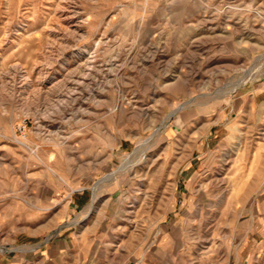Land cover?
Here are the masks:
<instances>
[{"label": "rangeland", "instance_id": "obj_1", "mask_svg": "<svg viewBox=\"0 0 264 264\" xmlns=\"http://www.w3.org/2000/svg\"><path fill=\"white\" fill-rule=\"evenodd\" d=\"M263 197L264 0H0V264H264Z\"/></svg>", "mask_w": 264, "mask_h": 264}, {"label": "crops", "instance_id": "obj_2", "mask_svg": "<svg viewBox=\"0 0 264 264\" xmlns=\"http://www.w3.org/2000/svg\"><path fill=\"white\" fill-rule=\"evenodd\" d=\"M262 155L260 154V156H258V157L262 158L263 157ZM87 189H88V186H79V187L72 186L71 190L73 192L69 194L70 196L68 197L67 203L63 204V206L58 208L57 212L53 213L54 214L53 221L54 222H60L65 217L70 216L69 215V214H71L70 212L73 210H76V208H78L80 206V204L83 203L84 199L86 198L85 196H86V190ZM56 190L59 191L58 189H56ZM77 193H79V194H77ZM46 210L48 211V208L42 209V211H46ZM62 210L65 211V213H63ZM258 217H259L258 228L262 232V236H264V197L258 202ZM61 242L64 243L65 240H62ZM57 248H60V246L58 247V245H57L55 247L50 248V253L57 250ZM262 252L264 253V251H262ZM257 253L258 252H256L255 254H257ZM263 253H261L262 257H264Z\"/></svg>", "mask_w": 264, "mask_h": 264}, {"label": "bare ground", "instance_id": "obj_3", "mask_svg": "<svg viewBox=\"0 0 264 264\" xmlns=\"http://www.w3.org/2000/svg\"><path fill=\"white\" fill-rule=\"evenodd\" d=\"M174 113H175V112H174ZM115 176H116V175H115ZM92 207H93V205H92ZM92 207H91V208H92Z\"/></svg>", "mask_w": 264, "mask_h": 264}]
</instances>
